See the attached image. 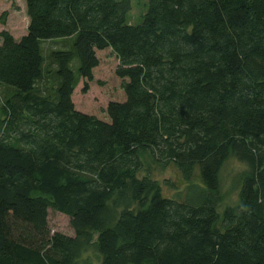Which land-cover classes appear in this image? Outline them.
I'll return each mask as SVG.
<instances>
[{
    "label": "trees",
    "instance_id": "1",
    "mask_svg": "<svg viewBox=\"0 0 264 264\" xmlns=\"http://www.w3.org/2000/svg\"><path fill=\"white\" fill-rule=\"evenodd\" d=\"M25 1L27 34H0V264H264V0H147L138 25L132 0ZM106 50L125 100L103 120L73 98Z\"/></svg>",
    "mask_w": 264,
    "mask_h": 264
},
{
    "label": "rangeland",
    "instance_id": "2",
    "mask_svg": "<svg viewBox=\"0 0 264 264\" xmlns=\"http://www.w3.org/2000/svg\"><path fill=\"white\" fill-rule=\"evenodd\" d=\"M146 11L147 0H132L129 23L140 24ZM28 26L29 18L25 0H0V34L3 31H8L18 40L27 34ZM57 47L58 45L53 42L45 43L47 50ZM97 55L100 65L94 70V81L90 84V91L87 94L83 93L84 82H81L75 91L73 100L77 110L108 120L106 111L109 103L123 102L125 95L122 90V82L116 76L119 65L117 57L111 50L97 52ZM244 170L245 166L233 156H230L224 163L219 174V195L222 197L221 212L227 206L238 204L241 175ZM154 176L159 180L160 187L166 196L176 195L177 191L185 185L181 173L174 167H169L165 171H155ZM49 225L53 232L74 235L70 218L61 213L51 210Z\"/></svg>",
    "mask_w": 264,
    "mask_h": 264
},
{
    "label": "crops",
    "instance_id": "3",
    "mask_svg": "<svg viewBox=\"0 0 264 264\" xmlns=\"http://www.w3.org/2000/svg\"><path fill=\"white\" fill-rule=\"evenodd\" d=\"M19 40V39H18Z\"/></svg>",
    "mask_w": 264,
    "mask_h": 264
}]
</instances>
